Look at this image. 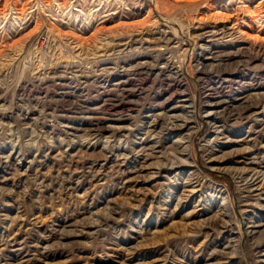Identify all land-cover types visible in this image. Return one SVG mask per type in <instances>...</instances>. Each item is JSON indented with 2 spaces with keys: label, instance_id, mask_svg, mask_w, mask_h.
<instances>
[{
  "label": "rangeland",
  "instance_id": "1",
  "mask_svg": "<svg viewBox=\"0 0 264 264\" xmlns=\"http://www.w3.org/2000/svg\"><path fill=\"white\" fill-rule=\"evenodd\" d=\"M0 264H264V0H0Z\"/></svg>",
  "mask_w": 264,
  "mask_h": 264
},
{
  "label": "bare ground",
  "instance_id": "2",
  "mask_svg": "<svg viewBox=\"0 0 264 264\" xmlns=\"http://www.w3.org/2000/svg\"><path fill=\"white\" fill-rule=\"evenodd\" d=\"M126 80H127V79H126ZM126 80H125V81H126ZM122 105H123V104H122ZM250 180H251V179H250ZM248 182H249V181H248Z\"/></svg>",
  "mask_w": 264,
  "mask_h": 264
}]
</instances>
